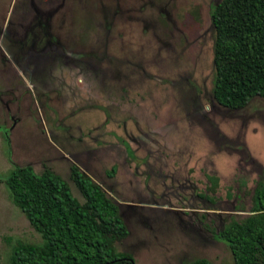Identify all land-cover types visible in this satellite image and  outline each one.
<instances>
[{
  "label": "rangeland",
  "instance_id": "rangeland-1",
  "mask_svg": "<svg viewBox=\"0 0 264 264\" xmlns=\"http://www.w3.org/2000/svg\"><path fill=\"white\" fill-rule=\"evenodd\" d=\"M221 0H0V264L41 235L6 184L72 166L115 202L135 264H233L217 239L255 214L264 98H213L212 7ZM127 144L132 155L127 153Z\"/></svg>",
  "mask_w": 264,
  "mask_h": 264
},
{
  "label": "trees",
  "instance_id": "trees-1",
  "mask_svg": "<svg viewBox=\"0 0 264 264\" xmlns=\"http://www.w3.org/2000/svg\"><path fill=\"white\" fill-rule=\"evenodd\" d=\"M211 20L215 102L239 110L255 97L264 98V0H221L212 7ZM71 174L83 203L51 171L36 174L28 166L8 175L13 201L44 241L42 246L18 243L9 264H135L130 254L115 252L114 244L129 234L118 205L76 166ZM252 212L241 221L232 218L217 236L233 264H264V179L255 186Z\"/></svg>",
  "mask_w": 264,
  "mask_h": 264
}]
</instances>
